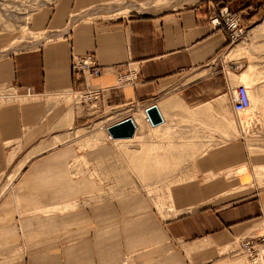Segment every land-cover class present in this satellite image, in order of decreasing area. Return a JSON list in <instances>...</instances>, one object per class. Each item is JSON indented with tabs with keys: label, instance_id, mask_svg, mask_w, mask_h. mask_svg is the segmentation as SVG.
Wrapping results in <instances>:
<instances>
[{
	"label": "crops",
	"instance_id": "0c3cea01",
	"mask_svg": "<svg viewBox=\"0 0 264 264\" xmlns=\"http://www.w3.org/2000/svg\"><path fill=\"white\" fill-rule=\"evenodd\" d=\"M115 2L60 0L42 14L45 41L0 57V88L36 97L0 104V264H239L238 239L264 235V160L232 138L225 32L199 6L141 14L122 9L146 2L100 6ZM86 53L101 68L95 77L71 73V56ZM125 71L134 81L117 86ZM85 85L112 110L106 126L134 123L131 139H107L138 142L139 155L191 158L163 195L106 194L90 176L115 147H78L75 126L87 112L45 100ZM73 127L71 141L53 142ZM242 170L247 180L230 176Z\"/></svg>",
	"mask_w": 264,
	"mask_h": 264
},
{
	"label": "rangeland",
	"instance_id": "374dc122",
	"mask_svg": "<svg viewBox=\"0 0 264 264\" xmlns=\"http://www.w3.org/2000/svg\"><path fill=\"white\" fill-rule=\"evenodd\" d=\"M59 1L0 0V57L45 41L48 38L49 31L44 29L47 25V18L46 16L43 17L42 14L49 12ZM116 1L115 3H106L100 6L113 9L124 3L135 4L141 1L146 2V4L134 8L132 11L123 8L122 13H159L190 6H199L206 11H210V13L220 7H227L230 11H237L240 14L245 36L236 43H226V47L221 52V58L232 62L228 71V78L232 87L237 85L245 86L247 90L249 89L248 93L253 101L250 99L251 110L249 109L242 115H233L235 135L232 138L241 146L242 150L251 155H260V161L264 160V106H262L264 105V0ZM132 6L137 7L138 5ZM227 91L228 94L230 91ZM260 92L263 94L262 97L259 95ZM34 98H31L28 93L22 94L7 88H0V104H20L27 102V100H36ZM45 100L47 102L52 101L54 104H65L66 106L74 103V105L82 107L85 113L87 112L81 124L75 126L76 145L78 147L93 148L103 142L112 143V146L115 147L114 152L110 150L106 153L104 168L99 169L100 167L94 166L97 170L94 169L90 172L91 177L103 182L104 193L106 194L135 191L151 196L163 195L167 186L182 176V170H178L177 167L184 165L182 164L184 161L188 162L191 160V158L188 159L187 157L185 160L179 159L177 158L179 155L173 154H170L171 157L169 158L161 155L160 158L159 155L155 156L151 155V153L139 155V151L135 150L137 146L139 147L138 142L125 141V143L121 142L118 144L107 139L106 123L109 121L108 118L113 115L110 107L104 108L96 105V103L90 108L84 107L83 103L75 104L78 100L65 95L61 97H46ZM189 104L192 105L193 102L190 101ZM46 129L45 135L48 136V128ZM73 129L74 127L69 128V130L66 129L67 133L63 134L62 137H54L53 142H68L70 140L68 139V133ZM91 136H95V139H91ZM151 140L153 139L146 138V143L154 142ZM130 147L132 150H130ZM162 159L166 162L163 165L160 162ZM94 163H96L95 160ZM177 163L181 164L178 165ZM152 166H156L157 169L151 170ZM247 174L246 170H242L234 171L230 176L237 175L242 180H247L249 178ZM261 177L263 178L264 174H260V179ZM157 205L153 204L154 207H157L156 210L160 211L163 209V204ZM239 259V264H264V255L255 258L252 262L248 261L246 257Z\"/></svg>",
	"mask_w": 264,
	"mask_h": 264
},
{
	"label": "built area",
	"instance_id": "2783aa9c",
	"mask_svg": "<svg viewBox=\"0 0 264 264\" xmlns=\"http://www.w3.org/2000/svg\"><path fill=\"white\" fill-rule=\"evenodd\" d=\"M208 23L214 29H223L226 34V43L231 44L239 41L244 34L241 16L237 11H230L227 7L212 10L208 16ZM70 69L72 74H80L87 77L97 76L101 68L91 53L71 56ZM134 78L128 71L116 75V85L120 86L132 83ZM72 98L78 100L75 104L83 103L84 107H92L100 97L99 88L84 86L78 90L67 92ZM231 110L235 115L241 114L249 104L246 88L243 85L234 87L229 95ZM74 104V103H73ZM236 252L252 262L255 258L264 255V235L243 236L237 241Z\"/></svg>",
	"mask_w": 264,
	"mask_h": 264
},
{
	"label": "water",
	"instance_id": "95a60500",
	"mask_svg": "<svg viewBox=\"0 0 264 264\" xmlns=\"http://www.w3.org/2000/svg\"><path fill=\"white\" fill-rule=\"evenodd\" d=\"M144 111L151 125H156L161 122L159 112L155 105L148 106ZM133 132L134 125L129 117L106 127V133L111 138H130Z\"/></svg>",
	"mask_w": 264,
	"mask_h": 264
},
{
	"label": "bare ground",
	"instance_id": "6f19581e",
	"mask_svg": "<svg viewBox=\"0 0 264 264\" xmlns=\"http://www.w3.org/2000/svg\"><path fill=\"white\" fill-rule=\"evenodd\" d=\"M244 36H245V33L243 34V36H242V38H240L239 40H241V39H243L244 38ZM236 42H238V41H235L234 43H236ZM245 87V86H244ZM246 88V87H245ZM249 90V89H248ZM248 90H247V88H246V92H247V97H248V101H249V104H248V107L243 111V112H241V115H242V113H245V112H247L249 109L251 110V108H250V99H251V97H250V95H249V93H248ZM259 95H261V97L263 96V94H261V92H260V94ZM258 95V96H259ZM65 96H70L69 94H65ZM260 97V98H261ZM259 98V97H258ZM258 98H257V100H258ZM264 98V97H263ZM262 98V99H263ZM255 99V98H254ZM251 101H253L252 99H251ZM258 101H260V100H258ZM255 102V101H254ZM261 103V102H260ZM264 103V102H263ZM262 106H264V105H262ZM261 106V107H262ZM252 107V106H251ZM263 108V107H262ZM251 113V112H250ZM234 114V113H233ZM160 115V114H159ZM235 115V114H234ZM146 116V115H145ZM144 118V117H143ZM142 117H140V118H137V125H139V126H142V119H143ZM146 118H147V116H146ZM131 119V118H130ZM148 120V119H147ZM132 121V120H131ZM149 121V120H148ZM132 123H133V121H132ZM133 125H134V123H133ZM156 125H158V124H156ZM156 125H152V126H154V127H156ZM134 133H135V126H134ZM134 133H133V135H134ZM133 135L130 137V138H111L109 135V138H111V139H113V140H129V139H131L132 137H133Z\"/></svg>",
	"mask_w": 264,
	"mask_h": 264
}]
</instances>
